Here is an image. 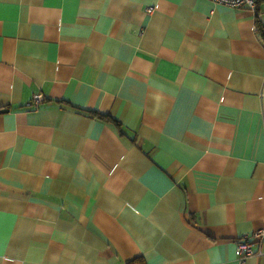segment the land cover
Segmentation results:
<instances>
[{"label":"crops","instance_id":"0c3cea01","mask_svg":"<svg viewBox=\"0 0 264 264\" xmlns=\"http://www.w3.org/2000/svg\"><path fill=\"white\" fill-rule=\"evenodd\" d=\"M256 2L0 0V264H237L264 226Z\"/></svg>","mask_w":264,"mask_h":264},{"label":"built area","instance_id":"2783aa9c","mask_svg":"<svg viewBox=\"0 0 264 264\" xmlns=\"http://www.w3.org/2000/svg\"><path fill=\"white\" fill-rule=\"evenodd\" d=\"M214 3L227 5L232 8H245L253 14L257 13V2L256 0H212ZM152 7H148L146 12H151ZM43 100V94L38 92L35 93L31 100L27 103V106H38ZM264 238V226L256 229L250 235H242L236 241V251H237V264H245L246 259L257 253L255 251L254 245H261Z\"/></svg>","mask_w":264,"mask_h":264},{"label":"trees","instance_id":"16d2710c","mask_svg":"<svg viewBox=\"0 0 264 264\" xmlns=\"http://www.w3.org/2000/svg\"><path fill=\"white\" fill-rule=\"evenodd\" d=\"M256 26H257L258 32L261 36V39L264 43V25L260 22L259 19H256ZM91 113H94V112H91ZM95 114L101 118H104V119L112 122L114 125L118 126L117 121L115 119L111 118L109 115L102 114V113H95ZM125 264H146V262H145L143 257H135V258L127 261Z\"/></svg>","mask_w":264,"mask_h":264}]
</instances>
